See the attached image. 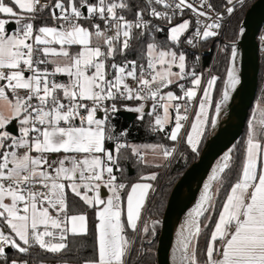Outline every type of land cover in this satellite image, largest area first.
<instances>
[{
    "label": "snow or ice",
    "instance_id": "6c2138e0",
    "mask_svg": "<svg viewBox=\"0 0 264 264\" xmlns=\"http://www.w3.org/2000/svg\"><path fill=\"white\" fill-rule=\"evenodd\" d=\"M145 3L129 20L124 15L131 10L128 0H0V260L5 264L8 250L26 254L38 246L60 253L68 248L70 235H88L87 215L68 213V192L96 210V254L84 264H126L134 243L128 231L150 237L151 244L160 221H141L153 188L143 181H155L157 175L128 185L116 174L120 153L129 147L120 142L106 146L117 139L110 126V117L120 111L117 103L136 102L134 107L125 103L124 108L141 120L145 114L151 116L156 131L171 124L167 138L174 142L188 124L184 139L195 152L240 83L233 46L222 97L213 104L219 77L205 79L203 73L189 69L186 54L177 50L182 37L195 47L197 39L219 35L223 17L217 13L213 19L208 0ZM233 3L227 0L228 5ZM185 10L196 15L195 26L191 20L172 24ZM43 11L53 23L37 27L34 21ZM226 11L231 15L234 7ZM145 13L169 25L165 44L155 39L164 28L145 19ZM190 28L193 31L185 36ZM146 36L151 39L139 59L116 62L117 56H126L134 39ZM186 80L190 87L182 83ZM172 86L180 95L165 91ZM13 121L16 125L9 130ZM150 147L164 158L175 152L163 145ZM132 151L140 154L137 147ZM231 159L229 152L217 165L199 203L181 225L176 264H264V106L259 103L249 121L239 178L215 213L214 186L222 182ZM213 214L216 221L201 261L202 221L211 222ZM10 264L28 262L13 259Z\"/></svg>",
    "mask_w": 264,
    "mask_h": 264
},
{
    "label": "trees",
    "instance_id": "16d2710c",
    "mask_svg": "<svg viewBox=\"0 0 264 264\" xmlns=\"http://www.w3.org/2000/svg\"><path fill=\"white\" fill-rule=\"evenodd\" d=\"M7 2V1H6ZM131 10L127 11L130 16H135L136 11L139 9L145 8L144 4L141 0H128ZM252 4L247 6L244 10L241 11L240 14L237 15L231 22L222 47L225 49V52L216 55V46H212L211 53L207 54L204 58L205 67H209L213 61V70L216 75L219 77L216 85L214 86L212 92V102L216 104L220 99L224 81L226 79V69L228 68V57L231 53V48L233 44L238 40L241 32L242 22L244 20L245 14L248 11ZM52 22L50 20L40 21L39 25H50ZM137 36L138 32L135 33ZM168 31L164 30V32H160L155 35V39L161 43L165 44L167 41ZM151 39L150 36H146L142 39H134L132 41V48L128 51L126 56H117L116 62L121 63L124 60H134L139 59L140 52L143 51L144 45L149 42ZM167 46L172 47V45L168 44ZM178 51H185L187 56V64L189 69L194 68L195 71L199 72V67L195 62V56L192 52L184 50L180 44ZM216 55V56H215ZM111 62V61H109ZM263 89L264 91V54L260 52V74H259V83H258V91L257 94ZM169 90H176L175 87H171ZM257 97V95H256ZM251 111V110H250ZM250 114V113H249ZM153 118L145 114L144 118L141 120L137 117L135 121L132 123L123 120L118 117L116 113L110 117V126L113 129V136L117 139L113 141L106 142V146L111 148L114 143L120 142L128 145L122 149L119 156V168L120 171H117L119 175L120 181L124 182L128 185H131L137 181H141L140 178L142 176H147L149 174L155 173L159 171L161 168L151 165H146L142 162V160L136 156L132 148L131 144H155V145H172L173 143L167 138V133L171 130V127H167L163 132L155 131L152 127ZM247 127V124H246ZM242 137L237 141L234 146L232 159L230 162V167L222 174V182L220 185V191L214 200V212L218 213L221 209V205L225 200L226 195L228 194L230 187L237 181L240 175V170L242 166V162L244 159V140H245V132ZM211 125L206 129L203 137L200 141V148H203L207 142L208 134L210 131ZM122 132H126V136H121ZM185 141L181 144L179 154H182L186 157L184 160L179 157L172 164L170 171L167 173L163 184L157 188L156 193L152 194L149 202H148V216L157 217L158 219H162L166 210V206L168 203L169 196L174 185L181 178L186 169L191 166L194 162L198 160V154L193 152L186 144ZM129 167H131L134 171L133 175L129 174ZM67 203H68V213L72 214H86L88 218V226L89 233L87 236H69L68 237V248L60 253H51L37 247L30 248L29 254H21L12 250L8 252V264H10L11 260L15 259L18 261H27L28 264H39V263H63V262H71L73 264H84L86 260H90L95 258L96 254V234H95V223H96V210L94 208L89 207L84 204L80 198L74 196L71 192L67 194ZM207 215V214H206ZM216 221V214L211 216V222L202 221V233L199 237V251L198 257L201 261H203L204 256L202 255L206 244L208 236L214 226ZM207 224V227H203L204 224ZM161 224L159 223L156 226L155 237L152 238L151 244H146L143 248L139 250H134L130 259L126 262V264H157L156 262V243L161 232ZM129 233V231H128ZM0 264H5L3 260H0Z\"/></svg>",
    "mask_w": 264,
    "mask_h": 264
},
{
    "label": "water",
    "instance_id": "95a60500",
    "mask_svg": "<svg viewBox=\"0 0 264 264\" xmlns=\"http://www.w3.org/2000/svg\"><path fill=\"white\" fill-rule=\"evenodd\" d=\"M263 25L264 0H256L246 12L242 22V32L233 44L235 48L239 49L243 68L236 99L233 100L229 108L231 114L225 123L215 124L219 131L218 135L213 139L209 136L198 160L186 169L171 191L161 220L162 227L156 249L157 264H175L173 258L176 250L175 237L178 217L182 211L192 208L197 203V197L215 164L229 149L234 148L244 133L258 91L260 74L259 34ZM12 27L14 26L9 25V28ZM237 104L239 106L235 110ZM116 115L130 123L138 117L137 113L131 111H119ZM15 125L16 123H13L9 126V130ZM129 174H134L131 167H129ZM11 251L8 250V252Z\"/></svg>",
    "mask_w": 264,
    "mask_h": 264
},
{
    "label": "built area",
    "instance_id": "2783aa9c",
    "mask_svg": "<svg viewBox=\"0 0 264 264\" xmlns=\"http://www.w3.org/2000/svg\"><path fill=\"white\" fill-rule=\"evenodd\" d=\"M141 1L143 2L144 7H146L145 0H141ZM255 1L256 0H243V2L241 3V0H234V3L232 5H228L227 4V0H208V2L212 5V9H213L212 17H213V19L216 18V14L217 13L222 14V17H223L219 21L220 24H221V27L218 30L219 35H217L215 37H210L206 41L202 40V39H197L196 42H195L196 43L195 47H192L191 45H188L185 42V38L182 37V39H181L182 48L184 50L190 51V52H192L194 54L195 62H196V64L199 67V72L198 73H203L205 79H207L209 77V75H214L213 72H212V64L209 67H205V65H204L205 64L204 63V58H205V56L207 54L211 53L213 42L214 41L222 42L224 37H225V35H226V32H227L230 24H231V22L233 21V19L235 17H237V15L240 14L242 10H244L250 4H253ZM42 2H44V0H42ZM52 2L54 3L55 0H52ZM197 3H198V0H197ZM157 7H158V10H163L162 8H160V6H157ZM227 7H234V11H233V13L231 15H229L227 13V11H226ZM124 15L129 20L135 19V16H130V14H128V12H125ZM145 19H151L153 24H158L161 27H163L164 30H168L169 25L166 22H164V21L151 18V17L148 16L147 13H145ZM196 19H197L196 15L193 12H191V10H185L182 16L180 14H177L173 18L172 24H176V23L182 22L183 20H191L193 22V26H195ZM199 19L204 21V18H202V17L199 18ZM44 20H51L52 21L51 16H50L48 11H43V12L39 13L37 15V18L35 19L34 23H35V25L37 27H39L40 26L39 22L40 21H44ZM97 22H99V21H97ZM262 29L264 31V25L262 26ZM192 31H193V28H190L189 31L185 34V36L190 35ZM158 33H160V32L155 33V35H157ZM260 33H261V31H260ZM263 34H264V32H262L261 35L259 34L260 41H261V36ZM197 57H198V59H197ZM182 83H184L186 85V87H190L191 86L190 81H188V80L182 81ZM172 87H175L176 90L179 91V89L176 86H172ZM203 87H204V82L202 81L201 90L203 89ZM168 90L169 89H165V91H168ZM179 93H180V91H179ZM10 98H11V95H10ZM201 98H202V91H201V93H198L197 100H199ZM125 103L128 104L129 106H135V104H136V102H133V101L118 102L117 103V107L120 109V111H127L124 108V104ZM149 103H151V102H149ZM195 110H196V108L193 107L192 110L190 111V113H189V122H191L192 116L194 115ZM188 127H189V125L186 124L185 128L182 129V131H181V136L180 137L185 135ZM116 174H117V172H116ZM118 177H119V175H118ZM156 188H157L156 182H153V192L156 190ZM147 210H148V203H147V205H146V207H145V209L143 211V215H142L141 221H143V218L145 217V215L147 213ZM29 252H30V250H29ZM29 252L26 253V254H29Z\"/></svg>",
    "mask_w": 264,
    "mask_h": 264
},
{
    "label": "rangeland",
    "instance_id": "374dc122",
    "mask_svg": "<svg viewBox=\"0 0 264 264\" xmlns=\"http://www.w3.org/2000/svg\"><path fill=\"white\" fill-rule=\"evenodd\" d=\"M6 1L8 2V0H6ZM51 22L53 23V21H51ZM52 23H51L50 25H52ZM179 23H181V22H179ZM179 23H176V24H179ZM262 32H264L263 29H261V33H260V35L262 34ZM240 33H241V32H240ZM185 34H186V33H185ZM263 35H264V34H263ZM224 38H225V37H224ZM181 39H182V38H181ZM223 42H224V39H223L222 42H218V41H214V42H213V45H215V46L217 47V48H216V55L225 52V49L222 47ZM259 43H260V52L264 54V42L260 41V39H259ZM211 44H212V43H211ZM182 51H183V50H182ZM183 52L185 53V51H183ZM185 54H186V53H185ZM216 55H215V56H216ZM214 62H215V61L212 62V72H213V74H214L215 76H217L216 73H215L214 70H213ZM228 66H229V64H228ZM168 91H169V90H168ZM171 91L175 92L177 95H180V94H179L178 92H176L175 90H171ZM212 92H213V91H212ZM222 93H223V92H222ZM221 97H222V95H221ZM221 97H220V99H221ZM220 99L218 100L217 103H219ZM257 103H259L261 106H264V91H263V89L259 92V94H257L256 100H255V102H254V104H253V107L251 108V111H250V114H249V118H248V122H247L246 132H245L246 135H245L244 145H245V141H246V137H247V133H248V125H249V121H250V119L252 118V115H253V112H254L255 109H256V105H257ZM133 107H134V106H133ZM173 115H174V114H173ZM138 118H139V115H138ZM13 123H16V122L13 121ZM10 126H11V125H10ZM167 126H168V125H167ZM152 127H153V121H152ZM213 128H215V126H214V127L211 126L210 131H209V134H208V138H209V136H210V134H211ZM188 130H189V127H188L187 131H188ZM155 131H156V130H155ZM187 131H186V132H187ZM184 136H185V135H183L182 137H180V139H179L178 142H174V141H171V140H170V142L173 143L172 145H164V147H167V148H169V149L175 148V152L173 153V155H172L171 157H169V158L165 161L164 165H163L162 167H160L161 169H160L159 171H156V172H155V174H157V178H156V180H155L154 182H156L157 188H159V187L163 184L164 179H165L167 173L170 171V169H171V167H172V164L175 162L176 159H178L179 157H181V158L184 160V162H185L186 157H185L184 155H182V154H179L181 144L183 143V141H185ZM207 140H208V139H207ZM184 144H186V146H188V147L191 149V147H190L186 142H185ZM153 145H155V144H131L130 147H131V148H132V147H137V148H139L140 151H142V153H140L139 156L142 155V157H144L145 160H147V161H153V163H160L164 157L160 154V152H159L158 149H157L156 151H153V150H152V148H151L150 146H153ZM199 145H200V143H199ZM203 148H204V147H203ZM203 148H200V146H198L197 151H195V153L198 154V158H199V156H200V154H201ZM233 149H234V148H233ZM233 149L230 150L231 155H232V153H233ZM191 150H192V149H191ZM193 152H194V151H193ZM136 155H137V154H136ZM157 188H156V189H157ZM220 188H221L220 185H216V186H214V190L217 191V195H218V193H219V191H220ZM156 191H157V190H155V191L153 192V194H155ZM217 195H216V196H217ZM195 206H196V203L192 206V208H194ZM147 211H148V210H147ZM146 214H147V213H146ZM156 220L160 221V224H161V220H162V219H158L157 217H151V216L145 215V217L143 218L142 223H143L144 221H147V222L151 223L152 221H156ZM161 226H162V225H161ZM159 234H160V233H158L157 236H158ZM128 237H129V239L132 240L134 243H133V245H132V249H131L129 255L126 257V261H128V260L130 259V257H131V255H132V253L134 252V250H139V249L142 248V247L144 248V247L146 246V244H149V243H147V240L150 238V237H144V236L138 235L137 233H133V232H131V231H129V233H128ZM158 238H159V237H158ZM157 243H158V239H157ZM157 243H156V249H157ZM155 253H156V252H155ZM39 264H73V263H71V262H63V263H44V262H42V263H39Z\"/></svg>",
    "mask_w": 264,
    "mask_h": 264
},
{
    "label": "bare ground",
    "instance_id": "6f19581e",
    "mask_svg": "<svg viewBox=\"0 0 264 264\" xmlns=\"http://www.w3.org/2000/svg\"><path fill=\"white\" fill-rule=\"evenodd\" d=\"M261 41L264 42V35L261 36ZM237 50V53H238V76H239V79H240V75H241V71H242V68H243V62H242V58H241V55H240V52H239V49L236 48ZM238 91V85L236 86L235 90L231 92L230 94V99L228 100V102L226 103V105L223 106L222 108V111H221V114L218 118V121L217 123H220V124H223L227 121V119L229 118L230 114H231V111H230V105L231 103L233 102V100L236 99V93ZM239 104H237V106L235 107V110L238 108ZM219 131L217 130V128H213L211 134H210V138L213 139L215 138L217 135H218ZM231 149H229L224 155L223 157L215 164V166L213 167V169L211 170L209 176L207 177V179L205 180L204 184H203V187L197 197V203L196 205L199 203V200H200V197L201 195L203 194L204 192V185L205 184H208L210 183V177L213 173V171L217 168V165L221 163V161L223 160L224 156L227 155L229 152H230ZM195 208V207H194ZM194 208H190L188 210H185V211H182L180 217H178V227H177V234L181 228V225L185 223L186 219L188 218V214L192 211V209ZM176 234V237H175V242H177V238H178V235ZM174 263L176 264V261H175V254H174Z\"/></svg>",
    "mask_w": 264,
    "mask_h": 264
},
{
    "label": "crops",
    "instance_id": "0c3cea01",
    "mask_svg": "<svg viewBox=\"0 0 264 264\" xmlns=\"http://www.w3.org/2000/svg\"><path fill=\"white\" fill-rule=\"evenodd\" d=\"M51 21V20H50ZM78 49H73V51H77ZM58 79H61V80H63V79H66V78H64V77H58ZM180 94V93H179ZM196 111V110H195ZM167 127H171L172 128V125L171 124H169L168 126H166V128ZM165 128V129H166ZM140 153H142V151H140ZM136 155V154H135ZM136 156H138L141 160H142V162L144 163V164H146V165H151V166H156V167H162L163 165H164V163H165V161L168 159V158H163L162 159V161L160 162V163H153V161H147V160H145L144 159V157H142V155H136ZM153 174V173H152ZM150 175V174H149ZM157 175V174H156ZM148 176V175H147ZM137 182H142V181H137ZM143 182H147V183H151L152 185H153V182L154 181H143ZM136 183V182H135ZM134 184V183H133ZM153 193V188L152 189H150L149 190V193H148V196H147V199H146V203H145V205H144V208H143V211H144V209H145V207H146V205H147V203L149 202V199H150V197H151V194ZM89 195H91V194H89ZM101 195L102 196H106L107 195V190L106 189H102L101 190ZM143 211H142V215H143ZM142 218V217H141Z\"/></svg>",
    "mask_w": 264,
    "mask_h": 264
}]
</instances>
